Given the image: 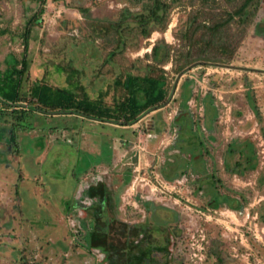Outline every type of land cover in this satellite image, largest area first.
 Segmentation results:
<instances>
[{
    "label": "rangeland",
    "instance_id": "1",
    "mask_svg": "<svg viewBox=\"0 0 264 264\" xmlns=\"http://www.w3.org/2000/svg\"><path fill=\"white\" fill-rule=\"evenodd\" d=\"M161 1L165 27L147 38L131 0L45 1L23 87L66 88L56 66L68 61L94 97L117 74L152 68L166 102L128 126L33 110L19 122L0 105V264H264V0L229 60L180 72L178 56L196 49L181 33L232 5ZM37 5L0 0V74L20 59ZM94 23L118 25L115 50L116 34Z\"/></svg>",
    "mask_w": 264,
    "mask_h": 264
},
{
    "label": "trees",
    "instance_id": "2",
    "mask_svg": "<svg viewBox=\"0 0 264 264\" xmlns=\"http://www.w3.org/2000/svg\"><path fill=\"white\" fill-rule=\"evenodd\" d=\"M36 2L37 8L26 19L21 32V53L18 61L11 64L0 74V105L6 109L16 107L9 111L17 121H24L32 110L43 115L74 114L89 120L113 123L120 126L132 124L140 114L154 110L166 102L164 78L160 74L151 72L136 75L117 74L103 89H100L94 97H90L84 86L80 83L81 70L75 69L68 61L57 64V69L63 74L66 88H58L47 85L44 82H32L28 86L22 85L23 74L27 70V49L30 42L31 32L41 25V17L46 0H29ZM140 5L139 13L134 15L137 33L147 38L154 29L163 30L165 27V13L168 5L161 0H131ZM205 3L206 0H199ZM231 4L230 11H224L222 17L211 19L210 24L201 20L198 23L188 24L181 33V39L190 50L196 48L193 58L189 54H181L178 59L180 64L175 66L178 72L188 64L196 61L225 62L229 60L234 44L242 36L244 27L249 23L253 10L259 0H223ZM238 2V3H236ZM197 15V14H195ZM196 19V17L194 18ZM206 19V17H204ZM237 28V34L227 35L229 23ZM118 25L93 24L92 33L116 34V46L121 43ZM231 38H236L232 42ZM194 46V47H193ZM157 46L154 44L150 49V57L156 59ZM112 56V53L110 54ZM109 56V57H110ZM161 62L167 60L166 56ZM100 72H96L95 77ZM94 80V78H92ZM92 82V80H90ZM110 93V94H109ZM109 97L110 102H105ZM27 101L29 110L21 108L19 103ZM235 208L232 207V210ZM109 231L106 230L108 235ZM148 257V256H147Z\"/></svg>",
    "mask_w": 264,
    "mask_h": 264
},
{
    "label": "crops",
    "instance_id": "3",
    "mask_svg": "<svg viewBox=\"0 0 264 264\" xmlns=\"http://www.w3.org/2000/svg\"><path fill=\"white\" fill-rule=\"evenodd\" d=\"M83 202H84V200H83ZM83 208H85V207H83ZM144 257H146V256H144Z\"/></svg>",
    "mask_w": 264,
    "mask_h": 264
}]
</instances>
